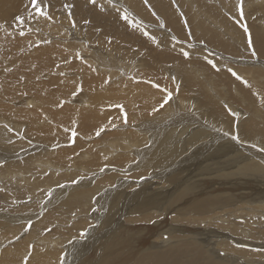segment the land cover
I'll use <instances>...</instances> for the list:
<instances>
[{"label": "bare ground", "instance_id": "obj_1", "mask_svg": "<svg viewBox=\"0 0 264 264\" xmlns=\"http://www.w3.org/2000/svg\"><path fill=\"white\" fill-rule=\"evenodd\" d=\"M37 1L0 0V60L4 50L9 48L14 54H6L11 59L10 65L16 64L17 67L24 68L26 66L21 64H29L30 60H42V66L34 73L39 74L52 69L57 52L59 62L69 60L74 57L73 54L83 52V55H80L83 60L78 58L80 62L77 65L88 69L90 80L99 89L104 83L101 80L103 75L114 77L122 72V69L119 72L110 71L112 64L126 67V72L122 73L127 78L132 75L131 88L135 92L134 103L141 105V108L137 110L128 108L127 114L131 118L133 114H136L137 119L140 115L149 116L156 103L164 98L156 91V88L159 87L160 80L168 76V83L174 88L180 85L185 87L179 93L182 109L186 113L179 118L164 122L161 119L164 110H159L156 115H151L150 119H141L135 125L137 134H130L122 140L110 143L111 147L115 146L122 150L118 157L119 162H126L125 169L119 170L122 175L137 169L138 178L144 173L147 174V178L137 179L135 183H132L117 177L114 187L98 185L95 190L97 196L94 198H90L92 191L88 188L89 183L83 189L85 198L89 196L86 200H91L90 206L86 207L95 221L92 226L84 229V237L94 235L98 229L107 230L110 236L113 234L114 226L115 234L124 229L127 236L119 233L112 238L123 240L125 255H117L119 246L108 242L109 239L102 244L109 248L108 253L104 252L96 256L101 249V247L97 248L101 244L97 240L82 252L76 253L74 248H79L73 244L79 234V229L76 227L57 233L56 239H51L46 230L41 231V235L34 240V246L29 247L31 260L27 259L28 262L21 259L20 264H36L31 262L32 259L36 260L40 257L50 259L52 264H192L197 258L198 251H205L210 256L202 264H264V243L260 242L264 241V191L250 184L253 177L259 175L264 178V124L256 123L260 114L259 96L252 85L264 88V0H258L261 6L252 8L254 14L252 18L243 17L242 12L239 14V7L234 2L229 3L226 0H125L132 9L128 14L122 13L121 10L114 11L109 6L107 9L113 16L122 17L118 19L116 16L115 19L123 36L122 42L128 44L125 49L128 57L123 63L113 61L109 55L110 50L104 52L98 49L88 39L86 30L79 26L84 22L87 11L82 0H51L52 8H59L64 3L66 6L67 4L72 6L74 20L80 21L76 22L74 27H68L64 39L61 40L46 33L51 29L57 32L62 29L63 23L59 22L58 17L52 14L48 15V18L37 17L33 13L34 9L42 7L49 0H43L42 3L41 0ZM37 4L40 6L37 7ZM91 8H99V6L91 5ZM223 12L226 15L238 13L239 18H236L234 23L222 14ZM32 18L35 20L30 21L29 19ZM31 22L29 30L35 31L38 28L44 35L47 34L46 37L39 34L26 36L24 31L28 30ZM6 34L19 38L18 44L25 49L15 50L13 42L5 43ZM30 39L38 44H30L31 50L26 49L29 44L23 45L24 41L29 43ZM21 51L25 53L20 54ZM186 51L189 53L188 58L183 55ZM214 54L223 58L229 64L228 68H232L240 79L230 72L227 75L220 72L223 80L228 81L215 83L210 91V81L201 75V72L204 71L203 64L208 62V56ZM97 57L105 58L106 63ZM19 58L27 60L19 61ZM200 58L206 62L204 60L199 62ZM139 69L137 74L133 72ZM13 70L23 73L15 68ZM149 74L153 77L148 78ZM0 82L3 83V81ZM1 86L0 84V88ZM49 89L44 88L41 94L40 89L39 95L32 99L25 98L29 107L21 112L29 116L35 124L42 125L40 120L49 116L55 125L62 126L61 122L67 125L71 117H67L66 108H61L58 112L59 116L52 115L47 110L48 105L44 107L46 100L45 102L42 101L43 99L40 100L41 97L53 96L50 94L52 90ZM99 89L97 94L101 93ZM104 89L107 90L109 87ZM59 90L62 91L60 88ZM186 91L192 95V98L186 95ZM221 93H226L228 100L225 108L235 115L234 118L230 114L234 120L228 118L226 111L213 98V96H222L219 95ZM87 94L89 97V93ZM59 96L62 95L59 94ZM190 102L193 108L190 107ZM4 104L7 105V103ZM6 105L4 109H11V116H13V112L18 109L12 107V104ZM49 106L51 108V104ZM75 107L78 109L76 111L80 112L86 128L93 129L109 125L110 113L107 111V106L102 107L93 98L89 97L85 106L75 105ZM238 111L244 114L239 121L236 117H241V113ZM262 113L264 114V110ZM41 116L45 118H40ZM154 122L164 123L150 126V123L154 124ZM200 122H203L202 127L207 129H200ZM169 125L174 128H170ZM142 126H145V129H142ZM22 128V125L17 124L18 132ZM172 131L186 134L184 141L177 145L180 139L173 140ZM17 135L19 137L20 132ZM67 135L63 136L65 141L68 138ZM32 136L35 138L34 141L39 140V137ZM249 136L255 143V149L252 152L259 158L258 162L256 160L247 162L241 153L232 149L226 156L232 157L231 163L223 159L216 162L215 154L207 145L213 144L212 146L219 148L226 144L233 145L231 137L243 139ZM29 137L24 135L23 141ZM225 138L228 141H224ZM166 140L173 150L187 153L180 162L169 161L168 157H172V152L169 154L168 151L167 154L166 150L161 151V146L158 147L160 151L157 148L154 149V146L161 145ZM184 142H187L186 146H183ZM16 144L21 146V142ZM38 145L41 148V144ZM71 151V154H74L73 150ZM103 153L105 151L101 153L95 150L83 151L80 154H84V160L75 154L77 157L73 156V159L69 160L73 167L71 169L61 163L58 183L71 180L73 173L77 172L74 169L77 168H82L80 173H90L92 177L100 175L99 169L103 164L97 161ZM209 156L211 161L207 160ZM70 157L68 155V159ZM29 159H23L24 161L21 160L23 162H17L15 166L27 170L34 164ZM194 161L208 162L205 163L208 169L201 173L202 167L197 166L198 164ZM233 162L237 163L234 167L231 165ZM156 167L160 169L156 170ZM106 170L109 169L106 168L103 171ZM148 175L156 179L149 181ZM86 180L80 179L79 182L85 183ZM66 187L55 188L52 191L54 193L62 191V197L56 202L57 204L61 201L59 208L65 204L63 191ZM73 187L75 192L80 189L78 183H75ZM200 195L203 196L202 200L199 199ZM51 198L54 202L56 197ZM79 199L76 198V200ZM171 216H173L172 219H170ZM108 219L110 223L100 227V224ZM155 219L158 220L154 222ZM246 227H249L251 231H245L248 237L242 238L240 234ZM170 236L173 238L169 239ZM164 238L167 241H162ZM29 242L30 239L26 246ZM40 243L41 247L36 246ZM63 243H66L65 247ZM160 244L163 245L164 250L160 249ZM12 246L16 248L17 243L13 242ZM62 246L66 250L64 254L60 248ZM59 248L60 251H56ZM2 253L16 259V249L9 248ZM61 257H64V260L58 262ZM257 258L261 259V262L257 261Z\"/></svg>", "mask_w": 264, "mask_h": 264}, {"label": "rangeland", "instance_id": "obj_2", "mask_svg": "<svg viewBox=\"0 0 264 264\" xmlns=\"http://www.w3.org/2000/svg\"><path fill=\"white\" fill-rule=\"evenodd\" d=\"M226 1L229 3L234 2L239 7V14H241L242 12L243 17L247 18L254 17L252 10L253 7L261 6V3H259L258 0ZM82 3L87 8V11L85 12L84 22L79 26L82 29L86 30V33L89 35L88 39H90L98 49H101L104 52L110 50L109 55L111 59L113 61L123 63V61H125L128 57V54L125 50L128 47V44L126 42H122L123 36L116 25L115 19L118 16H113L107 8H109L110 6V8L114 11L121 10L122 13L128 14L132 10L131 7L127 5L125 0H94V2L93 0H82ZM91 5H98L99 8H91ZM41 12L47 13V16L52 14L53 16L59 18V22L63 23V27L62 29H60V31L57 32L51 29L46 32L48 35L54 36L59 40L64 39L66 29L68 27H74L76 25V22H80L74 20L75 16L72 15V6H69L68 4L66 6L65 3L64 5H60L59 8H52L51 0H49V2L45 3L42 7L33 10L35 16L44 17L40 15ZM64 14L66 15L65 17L63 16ZM222 14L227 16L233 22L236 20V18H239L237 17L238 13L226 15L225 12H223ZM119 18L122 17H118V19ZM29 20L34 21L35 18ZM31 25L32 22L30 23L28 30L24 31L26 36L39 34L46 37L47 34L44 35V33L39 31L38 28H36L35 31L29 30L31 28ZM17 34L20 35V33ZM6 35L7 36H5L4 38L5 43L13 42V47L15 50H18V48H20L21 50L25 49L22 48L20 44H18L19 38L16 39V37L8 36V34ZM31 40L32 39H30L29 41L31 42ZM30 42H23V45L25 46L26 44H29L26 49H30V44H37L33 40V43ZM24 53L25 51H21L20 54ZM82 53L78 52L76 53L78 56L76 54H73L72 56L74 57H71L69 60L59 62V54L57 52L52 69H50L49 71H42L40 72L41 74L34 73L37 72L39 67L42 66V60H30L29 64H21L26 66L24 68L17 67L16 64L10 65L11 59L8 58L6 54H14L9 48H6V50H4L3 57L0 60V81H3V83L0 82V84L2 85L0 88V95H2L0 96V115H4L0 117V264H20L19 261H21V259H23L24 261H30L31 255L29 254V247L34 246V240L41 235V231L43 230H46L48 232L51 239H56L58 237L57 233L64 230L74 229L76 227L79 229V234L73 241V244L79 246V248H74V251L76 253L82 252L96 240L101 243L97 246V248L101 247V249L96 256L101 255L104 252L108 253L109 248H107L106 245L103 246L102 244L109 239L108 242H113L116 246H119L116 254L120 256L125 255L123 240L121 238H112L119 233L127 236V233L124 231V229H121L118 233L115 234L114 231L116 227L114 226L112 228V236L109 235V232L107 230L100 231V229H98L94 235L84 237V229L86 227L92 226L95 221H93L92 215L86 207L87 205L90 206L91 200H86L89 196L85 198L83 189L86 184L89 183L90 185L88 186V188L92 191V196L90 198H94L97 196V194H95V190L98 185H102L103 187H114L117 177L124 178L131 181L132 183H135L137 179L141 180V178H147V174L145 173L138 178L137 175L139 171H137V169H132V172L122 175L119 170H123L126 167V162H119L118 160V157L121 155L122 150L121 148H115V146H112V148L110 143L113 141L122 140L124 137H127L130 134H137L138 130L135 128V125L139 121H141V119H150L149 117L151 115H156L159 110H164V114L161 118L162 120H164V122L170 121L173 118H179L186 113L182 109V99L179 93V91L183 90L185 87L180 85L174 88L168 83L167 78L169 77L166 76L167 78L161 79L159 87L156 88V91L162 94L164 98L156 103L152 110V113L146 117H142L140 115L138 117L139 119H137L136 114H133L132 118L129 117V114H127L129 111L128 108L132 107V109L134 110L141 108L140 104L134 103L135 92L131 88V84L133 83L131 79L132 75L129 78L125 77L122 72H126V67L122 68L117 66L116 64H112L110 67V71L119 72L122 69V72L118 73L114 77L103 75L101 80L104 81V83L100 86L99 89L98 86H96L90 80L88 69L85 67H79L77 65L80 60H83L81 59L83 57L80 56L83 55ZM84 54L86 55L85 52ZM208 58V62H206L203 58H200L199 62H201L202 60L206 62L203 64L204 71L201 72V75L205 76L210 81L209 89L211 91L215 83L219 81H228L227 79L223 80V77L219 73L223 72L224 75H227V73L229 72H227L226 69L228 68L229 64L223 58L217 56L216 54L209 55ZM97 59L106 63L105 58L97 57ZM23 60L27 59L19 58V61ZM213 63H216L217 68L220 69L219 71L212 67ZM153 67L155 69V62L153 63ZM14 68L23 71V73L15 72L13 70ZM138 71H140V69L133 70L135 74H137ZM149 77L152 78L153 75L149 74L148 78ZM45 85L46 87H44ZM52 85H54V87ZM252 85L254 86L259 96L260 114L259 118L256 120V123L257 125L264 124V114L262 113V111L264 110V88L256 86L254 84ZM107 86L109 87V89H104V87L107 88ZM219 86L221 87L220 84ZM44 88H50L49 90H52L50 94H53L52 97H39L40 100L43 99V102H45L46 100V104H44V107L45 105H48V108L46 107L47 110L52 115L56 116H59L58 112L61 110V108H66L65 113L66 115H68L67 117H71L67 125H65L64 122H61L62 126L60 124L55 125L53 122H51V118H49V116H47L46 118L42 116L40 117L45 118L40 120V122H42V125L35 124L30 120L29 116H26L24 112H21L26 107H29V103L27 104L28 101L25 100V98L31 97L32 99L36 97L37 94L39 95L40 89L41 94ZM59 88L62 89V91L59 90ZM2 89L4 91H2ZM57 89L59 91V94L62 96H59ZM98 89L101 92L100 94L96 93ZM169 92L172 94V96L168 100V102L165 103V98L167 97V93ZM33 93L35 94L33 95ZM87 93H89L90 98H93L102 107L107 106V111L110 113L108 117L109 125L93 129H88L84 126L81 114L80 112L76 111L78 109L75 107V105L85 106L86 101L89 99ZM55 95H57V97ZM186 95H190L192 98V95L187 91ZM219 95L222 96H213L215 102L218 103L226 111V113L228 114V118L234 120L235 115H233L225 108L228 100L226 93H221ZM48 97L50 99H48ZM18 98H22L23 102ZM185 98L188 99L187 96H185ZM40 100L38 99V101ZM4 103H7V105ZM10 103L12 104V107L18 109L13 112V116H11V109H4L5 105L11 106ZM1 104L4 105L1 106ZM50 104L51 108L49 106ZM21 107L24 108L22 109ZM190 107H192V102H190ZM238 112L241 113V117H236L239 121L244 116V114L241 111ZM230 114H232L234 118H232ZM198 119H200L199 116ZM163 123L154 122V124L150 123V126H158ZM17 124L18 126H23L22 130H19V137L17 135V133H19L17 130ZM202 124L203 122H200L199 128L207 129L203 128ZM241 124L243 125V121H241ZM13 125L15 128L13 127ZM169 127L174 128L170 125ZM142 129H145V126H142ZM174 130L176 131L177 129ZM175 131L171 132V134H173L172 139H175L176 141L180 139V141L177 143L178 145L179 143L184 141V137L186 134H180V132L177 133ZM90 132L93 133L89 134ZM97 133L100 134L97 135ZM24 135H29L30 137L26 141H23ZM32 135L39 137V140L34 141L35 138ZM64 135H67L68 137L66 139L67 142L65 141V138H63ZM231 138V140H233L231 141L233 145L226 144L223 146H219V148L212 146L213 144L209 145L206 143L210 150L215 154L216 162H219L220 159H223L231 163L232 157H226L228 151L231 149L237 150L239 153H241L242 157L247 162L251 160H256L257 162L259 161L257 155L252 152L255 149V143L250 136L243 139H234L233 137ZM224 141H228V139L225 138ZM17 142H21V146H17ZM39 143L41 144V148L38 145ZM186 145L187 142H184L183 146ZM159 146H161V151L166 150L165 152L167 154L169 152V154H171L172 152V157H168V159L170 158L169 161L171 160L173 162H177L178 160V162H180L187 154L183 153L180 150H173V148L169 146L167 140L164 141L161 145L154 146V149L157 148L159 150ZM183 146L181 145V149L184 148ZM71 150H73L74 154H71ZM88 150H95L98 153L105 151V153L100 155V158L97 161V163L103 164L99 169L101 174L92 177V174L90 173H80L79 171L82 168H77L74 169L77 172L73 173L71 180H63L61 183H58L61 174V163L65 166H69L71 169L73 167H71V163H69V160L73 159V156L74 158L78 156L80 159L84 160V154L80 153ZM165 152L164 154H166ZM68 155L69 157L72 156V158L70 157L68 159ZM26 158H30L29 160L34 162V164L29 166L27 170L22 169L19 166H15L17 162L21 163L26 160ZM16 159L17 161H15ZM208 159L211 161V156H209L207 160ZM194 163L198 164L197 166L202 167L201 173H204V171L208 169V166H206L205 164L208 163L206 161H194ZM236 164L237 163L233 162L231 165L234 167L236 166ZM106 168L109 170L103 171ZM214 168L216 167L214 166ZM159 169L160 167H156V170ZM50 175H52V177L49 178ZM204 177H206L205 174ZM80 179H83L84 181L85 179L87 180L85 183H82L79 182ZM154 179L156 178L152 176L148 178L149 181H153ZM75 183H78L80 187V189L76 192L73 187ZM250 184L253 187L260 188L264 191V178L260 177L259 175L253 177L250 181ZM64 186H67L63 191L65 204L63 205V207L61 206L62 208H59V204L61 203V201H59L57 204L56 202L62 197V191H58L57 193H54L52 191L55 190V188H61ZM216 187H218V185H216ZM51 197H56L54 202L52 201ZM76 198L80 199L76 200ZM199 199L202 200L203 196L200 195ZM172 218L173 216L170 217V219ZM157 220L158 219H155L154 222H156ZM109 223L110 220L108 219L106 222L101 223L100 227H104ZM245 231H251V229L249 227H246L244 231L241 232L240 237H248L247 235H245ZM171 238H173V236H170L169 239ZM28 239H30V242L28 243V246H26ZM11 240L17 243L16 248L12 246L13 242H11ZM162 241L167 240L166 238H164ZM238 241L242 242L241 240ZM260 242L264 243V241ZM66 243H63L64 247V244ZM203 244L204 243H202V245ZM232 244L235 245L234 243ZM36 246L41 247L42 245L40 243ZM63 246L60 247L62 249V254L66 252ZM235 246L238 247V245ZM9 248L12 250L16 249V259L2 253L3 250L7 251L9 250ZM60 248L56 251H60ZM160 249L164 250L162 244H160ZM209 258L210 256L207 252L198 251L197 258L192 262V264H202ZM62 260H64V257H61L58 262H62ZM256 260L261 262V259L259 258H257ZM31 262H34L36 264H52L50 259L45 257H40L36 260L32 259Z\"/></svg>", "mask_w": 264, "mask_h": 264}, {"label": "snow or ice", "instance_id": "obj_3", "mask_svg": "<svg viewBox=\"0 0 264 264\" xmlns=\"http://www.w3.org/2000/svg\"><path fill=\"white\" fill-rule=\"evenodd\" d=\"M43 2V0H41V3ZM93 2H94V0H93ZM37 7H39L40 5L39 4H37L36 5ZM40 15L41 16H44L45 18H48V16H47V13H45V12H41L40 13ZM245 31H247V29H245ZM249 46H251V41H249ZM183 55L186 57V58H188V56H189V53L186 51V52H184L183 53ZM253 55H255V52L253 51ZM212 67L214 68V69H216L217 71H219L220 69H218L217 68V65H216V63H213L212 64ZM228 72H230L233 76H235L237 79H240V77L238 76V74L232 69V68H227L226 69ZM174 79V78H173ZM171 96H172V94L169 92V93H167V97L165 98V103H167L168 102V100L171 98ZM103 131V130H102ZM100 133H97V135H99Z\"/></svg>", "mask_w": 264, "mask_h": 264}]
</instances>
